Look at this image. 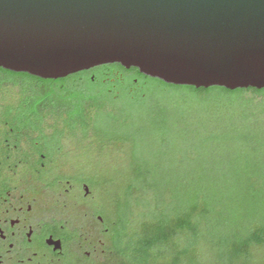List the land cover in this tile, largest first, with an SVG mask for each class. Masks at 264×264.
<instances>
[{"label":"water","instance_id":"obj_1","mask_svg":"<svg viewBox=\"0 0 264 264\" xmlns=\"http://www.w3.org/2000/svg\"><path fill=\"white\" fill-rule=\"evenodd\" d=\"M117 63L166 84L264 88V0H0V68Z\"/></svg>","mask_w":264,"mask_h":264},{"label":"rangeland","instance_id":"obj_2","mask_svg":"<svg viewBox=\"0 0 264 264\" xmlns=\"http://www.w3.org/2000/svg\"><path fill=\"white\" fill-rule=\"evenodd\" d=\"M14 85L24 88L30 83L0 76V90L15 93ZM155 85L131 97L99 98L105 102L104 112L112 113L117 122L111 123L106 113H96L97 126H120V131L111 130V142L98 145L78 133L77 138L67 134L62 145L66 159L75 161L81 175L93 184L100 210L114 225L122 215L134 235L150 222L151 213L173 214L177 190L190 188L199 163L206 164L208 174L230 176L232 156L225 155L226 147L252 151L248 157L255 169L250 186L264 190V98L247 92L252 105L228 107L213 94L197 103L184 91ZM204 151L208 156H199ZM138 165L140 175L134 172ZM238 187L248 185L242 180ZM261 204L252 209L256 215L264 214ZM198 246L197 264H218L216 252L205 244ZM131 258V253L122 257L113 250L104 252L96 264H128ZM152 264L166 261L158 259ZM181 264L189 263L184 258ZM236 264H264V246Z\"/></svg>","mask_w":264,"mask_h":264},{"label":"flooded vegetation","instance_id":"obj_3","mask_svg":"<svg viewBox=\"0 0 264 264\" xmlns=\"http://www.w3.org/2000/svg\"><path fill=\"white\" fill-rule=\"evenodd\" d=\"M102 67L57 79L25 75L30 85L0 90V264H96L113 251L114 222L62 146L78 133L109 143L113 127L99 128L96 111L75 99L85 82H99L113 99L117 83L135 92L139 72Z\"/></svg>","mask_w":264,"mask_h":264},{"label":"trees","instance_id":"obj_4","mask_svg":"<svg viewBox=\"0 0 264 264\" xmlns=\"http://www.w3.org/2000/svg\"><path fill=\"white\" fill-rule=\"evenodd\" d=\"M101 66L108 72L124 71V68L117 63ZM25 75L28 74L14 73L0 68V76L24 80ZM155 84L158 85L157 87L170 88L175 92L184 91L197 103L206 101L205 99L213 94L217 102H224L228 107L235 104L252 105V99L245 96L247 92L260 99L264 98V88L260 90L194 88L166 84L141 74L133 94L125 93L126 86L120 83L110 87L120 91L119 97H131L144 87ZM94 92L95 95H92ZM106 95L110 96L105 86L97 81H88L76 93L75 99L78 106L87 103L98 115L106 113L111 123L117 122L112 113L104 112L105 102L99 101L100 97ZM119 127H113V130L120 131ZM225 151L226 156H232L229 160L232 161L230 176L227 177L222 173L208 174L206 164L199 163L196 166L197 171L192 176L190 188L183 187V190H177L173 214L151 213L150 222L135 235L127 230L128 220L122 215L118 217L120 219L114 228L113 250L122 257L126 256V253H131V263L128 264H152L158 259L166 261V264H181L184 258L189 264H197L195 248L199 249V244H205L212 253L216 252L215 258L218 264H236L241 258L247 259L254 249L263 247L264 214L256 215L252 209L257 207L255 204L264 203V190H256L250 186L255 169L254 164L249 163L252 160L248 156L252 151L241 147H226ZM199 156L208 155L204 151L199 153ZM134 172L140 175L139 165ZM242 180L248 185L246 189L238 187Z\"/></svg>","mask_w":264,"mask_h":264}]
</instances>
